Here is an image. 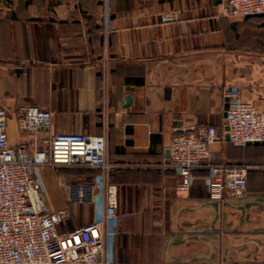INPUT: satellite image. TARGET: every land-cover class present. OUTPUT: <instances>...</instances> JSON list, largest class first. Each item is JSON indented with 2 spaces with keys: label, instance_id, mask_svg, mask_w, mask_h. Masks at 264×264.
<instances>
[{
  "label": "crops",
  "instance_id": "0c3cea01",
  "mask_svg": "<svg viewBox=\"0 0 264 264\" xmlns=\"http://www.w3.org/2000/svg\"><path fill=\"white\" fill-rule=\"evenodd\" d=\"M221 3L0 0V106L10 114V143L23 140L20 109L48 108L52 135H104L110 161L123 166L109 178L36 170L49 211L71 213L62 234L103 218L105 187L118 186L106 241L112 264H264V143L236 147L225 136L211 146L210 164L249 168L243 196L224 201L211 199L206 168L185 193L168 166L176 135L225 130L226 86L264 111V16L221 17ZM87 184L95 203L70 202V189Z\"/></svg>",
  "mask_w": 264,
  "mask_h": 264
},
{
  "label": "built area",
  "instance_id": "2783aa9c",
  "mask_svg": "<svg viewBox=\"0 0 264 264\" xmlns=\"http://www.w3.org/2000/svg\"><path fill=\"white\" fill-rule=\"evenodd\" d=\"M220 16H264V0H222ZM164 16L163 23L176 21ZM228 106L226 127L200 126L174 137L168 166L180 178L178 190L189 193L195 172L206 168L211 199L243 196L248 167L210 164L211 146L229 137L236 147L264 143V111L244 100L239 86L224 88ZM17 123L23 140L12 145L9 112L0 106V264H112L107 256L108 225L119 214V188L105 187V215L87 227L60 233L58 227L71 219L69 210L50 212L36 176L37 169L66 166L100 170L109 178L123 166L112 163L107 137L83 134L52 135L53 113L48 108L20 109ZM45 136V137H42ZM30 139H32L30 141ZM95 187L70 189L69 201L94 204Z\"/></svg>",
  "mask_w": 264,
  "mask_h": 264
},
{
  "label": "water",
  "instance_id": "95a60500",
  "mask_svg": "<svg viewBox=\"0 0 264 264\" xmlns=\"http://www.w3.org/2000/svg\"><path fill=\"white\" fill-rule=\"evenodd\" d=\"M227 109H228V106L226 105V111H227ZM226 115V114H225ZM226 138L229 140V137L228 136H226ZM258 144V143H257ZM256 144V145H257ZM251 145V144H250ZM249 146V145H248Z\"/></svg>",
  "mask_w": 264,
  "mask_h": 264
}]
</instances>
